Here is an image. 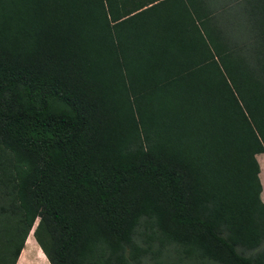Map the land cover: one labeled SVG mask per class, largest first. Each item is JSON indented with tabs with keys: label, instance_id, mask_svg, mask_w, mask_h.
Masks as SVG:
<instances>
[{
	"label": "trees",
	"instance_id": "trees-1",
	"mask_svg": "<svg viewBox=\"0 0 264 264\" xmlns=\"http://www.w3.org/2000/svg\"><path fill=\"white\" fill-rule=\"evenodd\" d=\"M260 153L264 0H0V264H264Z\"/></svg>",
	"mask_w": 264,
	"mask_h": 264
},
{
	"label": "rangeland",
	"instance_id": "rangeland-1",
	"mask_svg": "<svg viewBox=\"0 0 264 264\" xmlns=\"http://www.w3.org/2000/svg\"><path fill=\"white\" fill-rule=\"evenodd\" d=\"M255 157L259 165L258 178L262 186L261 189L262 197L260 196V198L262 201H264V153L257 154ZM27 242H28L27 244L25 242L20 255V259H21L20 264H24L25 261H26L25 264H48L46 258L44 257L41 250L38 248L37 244L35 243L32 233L29 234Z\"/></svg>",
	"mask_w": 264,
	"mask_h": 264
},
{
	"label": "crops",
	"instance_id": "crops-1",
	"mask_svg": "<svg viewBox=\"0 0 264 264\" xmlns=\"http://www.w3.org/2000/svg\"><path fill=\"white\" fill-rule=\"evenodd\" d=\"M261 189H262V186H261ZM260 196L262 197V192H260ZM27 239H28V238H27ZM27 239H26V244L28 243V242H27ZM31 239H32V238H31ZM31 239H30V240H31ZM20 255H21V254H20ZM18 259H19V260H18V262H17L16 264H20V260H21V259H20V256H19ZM25 263H26V261H25ZM25 263H24V264H25Z\"/></svg>",
	"mask_w": 264,
	"mask_h": 264
},
{
	"label": "water",
	"instance_id": "water-1",
	"mask_svg": "<svg viewBox=\"0 0 264 264\" xmlns=\"http://www.w3.org/2000/svg\"><path fill=\"white\" fill-rule=\"evenodd\" d=\"M32 231V228H31V230L28 232V233H30ZM28 235V234H27ZM27 237V236H26Z\"/></svg>",
	"mask_w": 264,
	"mask_h": 264
},
{
	"label": "bare ground",
	"instance_id": "bare-ground-1",
	"mask_svg": "<svg viewBox=\"0 0 264 264\" xmlns=\"http://www.w3.org/2000/svg\"><path fill=\"white\" fill-rule=\"evenodd\" d=\"M30 233H32V231Z\"/></svg>",
	"mask_w": 264,
	"mask_h": 264
}]
</instances>
